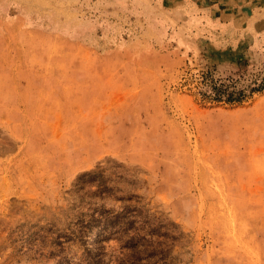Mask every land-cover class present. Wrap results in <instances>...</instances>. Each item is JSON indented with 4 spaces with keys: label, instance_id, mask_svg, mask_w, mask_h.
<instances>
[{
    "label": "rangeland",
    "instance_id": "374dc122",
    "mask_svg": "<svg viewBox=\"0 0 264 264\" xmlns=\"http://www.w3.org/2000/svg\"><path fill=\"white\" fill-rule=\"evenodd\" d=\"M195 72L264 75V34L160 0H0V264H264V92L201 104Z\"/></svg>",
    "mask_w": 264,
    "mask_h": 264
},
{
    "label": "crops",
    "instance_id": "0c3cea01",
    "mask_svg": "<svg viewBox=\"0 0 264 264\" xmlns=\"http://www.w3.org/2000/svg\"><path fill=\"white\" fill-rule=\"evenodd\" d=\"M160 4L178 9L191 23H205L215 32L235 37L264 34V0H160Z\"/></svg>",
    "mask_w": 264,
    "mask_h": 264
},
{
    "label": "trees",
    "instance_id": "16d2710c",
    "mask_svg": "<svg viewBox=\"0 0 264 264\" xmlns=\"http://www.w3.org/2000/svg\"><path fill=\"white\" fill-rule=\"evenodd\" d=\"M245 62L242 64L244 66ZM184 85L188 86L191 95L195 101L201 104H209L213 106H238L251 98L254 94L264 92V75L252 77L245 85H239L238 79H214L208 72L189 73L184 81ZM137 231V230H136ZM176 241V238H172ZM130 244L127 247L128 258L130 261L139 262V252L137 247L144 242V238L140 234L134 232L130 236ZM146 249V247H144ZM161 255L151 250L145 256V264H148L150 259L158 258ZM141 259V258H140ZM165 258H163L164 260ZM162 260V256L159 261ZM143 261V260H140ZM132 263V262H131Z\"/></svg>",
    "mask_w": 264,
    "mask_h": 264
}]
</instances>
